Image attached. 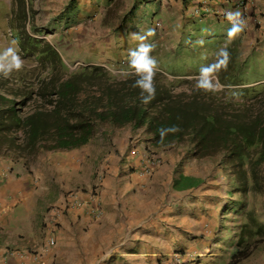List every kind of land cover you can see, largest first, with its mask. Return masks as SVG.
Instances as JSON below:
<instances>
[{"label":"rangeland","instance_id":"obj_1","mask_svg":"<svg viewBox=\"0 0 264 264\" xmlns=\"http://www.w3.org/2000/svg\"><path fill=\"white\" fill-rule=\"evenodd\" d=\"M72 1L0 0V53L9 47L14 48L24 62L21 70L13 71L7 78L0 74V91L10 94L22 116L41 104L38 101L41 80L48 78V81L52 72L51 63L41 62L36 54H26L21 50L19 39L23 37L40 40L43 46L49 44L53 47L66 63L68 68L64 70L68 74L81 66H100L113 80H123L135 75L129 66V51L136 49L141 42L133 39L132 34H144L148 29H154L155 34L144 41L152 45L150 56L157 61L154 76L159 74L166 81L189 80L196 85L202 79V69L209 64L211 67L219 64L220 58L238 45L240 50L234 51H241L243 57L253 53L256 59L254 63L250 62L257 66L250 71V81L264 78V12L258 9L255 13L256 0L248 11L250 14L242 19L245 22L243 31L236 36L229 38V8L220 4L221 11L226 12L221 14V20L225 18L226 21H209L208 30L203 34L206 22L197 23L192 27L193 36L189 39L186 38V29L183 32L180 24L181 16L192 14V10L186 12L184 1L75 0L79 11L69 14L67 8ZM255 14L257 20H254ZM261 16L262 21H259ZM221 26L227 31L221 33ZM30 50L38 53L37 49ZM214 72L210 73L211 80ZM173 73L183 75L175 76ZM188 86L183 85L184 88ZM53 90L46 85L44 91ZM146 134L143 129H134L130 125L102 124L97 127L93 140L84 147L44 151L28 160L16 149H8L5 147L8 145L0 142L3 161L24 164L46 184L55 182L53 160L58 164L85 165L97 155L98 158L93 159L96 165L93 179H97L96 183L100 181L101 185L103 179L109 177V185L112 186L107 194V201L112 206L108 211L110 215L103 221L104 228L80 223L84 210L88 209L90 214L87 205L69 211L62 205V201L72 193L79 192L86 199L92 187L88 190L72 179L73 182L66 183L69 188L62 187L61 203L59 194L53 199L45 191L37 201L39 208L36 206L32 218L28 213V227H33L30 253L37 254L40 246L54 238L56 246L50 264H166L168 258L177 252L185 255L181 264L229 263L237 248L241 226L246 223L245 215L252 210L264 222V181L259 178L256 187L252 184L245 186L223 163L221 155L206 158L190 156L189 152L194 147L188 144L157 148ZM134 148H139L142 155L154 150L161 160L160 166L168 165L156 186L151 188L144 184L134 189L132 184L123 188L115 183L119 181H114V176L106 169L113 165V154L130 160L134 157L131 153ZM138 163H133L136 165L130 173L134 175H129L137 181L145 177L140 174ZM260 174L264 175V165ZM183 175L196 180V187L190 192H179L181 189L169 185L168 180ZM132 195L140 196L136 209L129 207L128 200L122 201V198ZM98 203L99 199H95L94 205ZM102 214L101 208L99 217L90 215L97 220ZM63 215L69 225L58 220ZM72 216L79 218L75 220ZM56 219L57 229L48 235L47 226L50 227L49 224ZM59 233L62 237L58 243L56 236ZM240 264H264V243Z\"/></svg>","mask_w":264,"mask_h":264},{"label":"trees","instance_id":"obj_2","mask_svg":"<svg viewBox=\"0 0 264 264\" xmlns=\"http://www.w3.org/2000/svg\"><path fill=\"white\" fill-rule=\"evenodd\" d=\"M77 7L78 3L73 0L67 11L76 13ZM236 11L241 13L232 4L231 12ZM215 17L214 11L212 17L183 15L181 29L183 32L186 29L189 39L193 36L192 27L206 22L203 34ZM224 21L225 18L221 20ZM224 31L227 30L221 26V33ZM19 43L23 52L34 53L39 61H47L52 66L49 80H41L38 92L41 104L24 116L10 94L0 91V142L8 145L5 146L8 149H16L25 160L44 151L81 148L93 140L99 125H130L143 129L157 148L188 144L194 147L190 156L221 155L223 163L245 186L256 187L259 178L264 181V175L260 174L264 165V78L249 79L250 71L257 67L251 64L256 61L253 53L243 57L241 51L233 50L239 49L238 45L230 48L227 65L214 69L216 77L211 81L215 90L201 89L189 80L166 81L158 74L153 77L154 96L144 103L141 89L134 87L139 78L136 75L113 80L100 66H81L68 74L64 70L68 68L66 63L49 44L43 46L40 40L24 37ZM30 48L37 49L38 53ZM209 67L211 64L206 68ZM184 84L189 86L184 88ZM46 85L54 90L44 91ZM172 126L179 130L169 132ZM195 182L194 178L181 176L174 181V187L191 189L196 187ZM245 218L236 251L228 264L242 263L264 243V222L252 210Z\"/></svg>","mask_w":264,"mask_h":264},{"label":"crops","instance_id":"obj_3","mask_svg":"<svg viewBox=\"0 0 264 264\" xmlns=\"http://www.w3.org/2000/svg\"><path fill=\"white\" fill-rule=\"evenodd\" d=\"M181 1H184L186 6L189 7V12L193 8L197 7L198 3L200 2H206L210 7L218 4L217 0H180V2ZM227 1L228 0H221V4L227 5L230 9L233 3L228 4ZM232 1L237 2L239 0ZM256 6L257 7L255 13L258 12V9H260V11L263 10L264 12V0H256ZM219 8L221 10V7ZM249 14L250 12L248 13V15ZM262 18L263 17L261 16L259 21H262ZM254 20H257L256 14L254 15ZM123 143H127V141ZM139 151L140 150H137L138 153ZM94 158L97 159L98 156H92L91 162H87V164L85 165L76 163L68 165V163L66 162L64 164H58L56 160H53V163H51V165L53 166L52 173L55 182L46 184L43 178L41 179L38 174H35L31 169L25 167L24 164H12L9 162H5L0 157V264H50L51 261H53V249L56 244L51 247L47 242L45 246H40L38 248L39 252L37 254H32L29 252V248L31 247L30 242H32V239L30 238L32 233L31 228L33 229V227H28V224H30L28 222V213L31 214L32 218V213L33 211H35L36 206H38L39 208L37 201L42 198L41 196L43 193H45V191H47L46 195L52 197L53 199L56 198L57 194H59V200L62 198L59 202L61 203V201L63 200L62 187L69 188V184H66L68 182L74 181L76 183H79L80 185L86 186L88 190L90 187H98V204L102 208L103 214L101 218L94 220L93 217L88 213V209L84 210L80 216V223L87 222V224L90 226L101 228L105 227V223L103 221L110 215L108 211H111L112 206L107 201V194L111 192L112 186L109 185V177L103 179V183H101V185L100 181L96 183L97 179H93L96 169L95 162H93ZM137 160L138 158H136L134 162L137 163ZM134 162H131L129 164L128 159L126 161H122L119 155L113 154V158L111 160V163H113V165L106 169H108L110 175L114 176V181H119H116L115 183H119L123 188H126L133 184L134 189H139L138 186L141 187L144 184H147V186L149 184L151 188L156 186L160 181L162 173L167 169L166 167H168V165L165 163L157 167L153 174L146 176L143 179H138L137 181L135 178L133 179L132 177H129V175H134V173H130V171L133 169V166L136 165L133 164ZM62 169H64V171ZM100 173L101 172H99L98 175ZM119 176L121 177L119 178ZM183 176L189 177L186 175ZM62 178L65 180L60 181ZM178 179L179 178H171L170 181L168 180L169 185L172 184V186L174 187V181ZM52 183L57 186L55 187L54 185H52ZM92 188L89 190V193L91 192ZM194 188H181L179 192H190ZM121 195L124 196L123 193ZM124 199L128 200V202L130 203L129 207L133 206L134 209H136L140 204L139 195H132L130 197L122 198V201ZM192 204L193 201L191 202V205ZM72 213L75 214V216H78L76 212ZM73 218L75 220H78L79 217ZM60 219L63 221V223L67 222V218L64 215L61 216L58 220ZM58 220L56 219L54 222L49 224L50 227L47 226L48 235L53 234L57 229L56 225L58 223ZM71 221L72 220L70 219L69 223H71ZM61 233H63V231H61ZM60 237L62 236L59 233L58 236H56V238L58 239V243L60 242Z\"/></svg>","mask_w":264,"mask_h":264},{"label":"clouds","instance_id":"obj_4","mask_svg":"<svg viewBox=\"0 0 264 264\" xmlns=\"http://www.w3.org/2000/svg\"><path fill=\"white\" fill-rule=\"evenodd\" d=\"M217 1H218V4L213 5V7L212 6L210 7L208 5V3H206V2L198 3L197 7L192 9L191 15L197 16L199 14H205L206 17H212L213 11H214L217 14V17H215L213 22H216L217 20H220V22H221V14L224 15L226 12H224V10L221 11L219 8V5L221 4V0H217ZM230 3L236 4L237 8L239 10H241V13L239 11L231 12V8L228 10L227 17H228L229 23L232 26V28L229 30L228 35H229V38H232V37L236 36L238 33H240L241 31H243V28L245 26V22L242 19L245 17V15L248 14V11H250L252 9V6L254 5V0H239L237 2H233L231 0ZM154 34H155L154 29H148L144 34H139V35L138 34H132V38L139 40L141 43L139 44V46L136 49H132L129 51L130 69L132 70V73H134L136 76L139 77L135 81L134 87H138L141 89V96H142V100L144 103H148L153 98L154 93H155V88H154V84H153V77L155 74L154 70L156 69L157 61L150 56V53L152 51V45L144 43V41H146L148 39V37L153 36ZM253 45H255V44H253ZM23 63H24L23 60L16 53L15 49L9 47L3 53H0V74H2L4 77L7 78L13 71L21 70L23 67ZM220 65H224V66L227 65V54L225 56V60L222 61L221 64H217V65H214L212 67L202 69V79L198 82L197 87L204 89V90H215V86L212 84V81L210 79V73L215 68H218ZM216 87L221 88V86H217V85H216ZM144 93H147V95H144ZM178 130L179 129L175 126L168 128V131L173 132V133L178 131ZM146 136L149 139L150 136L147 134H146ZM161 137H163V136H161ZM147 148H150V147H147ZM137 150H139V148H134L131 151L132 156H134V157L130 158V160L128 158H123L122 160L126 161L128 159V163L130 164V161H133L135 158H138L137 161H139L142 157H144V155L155 153L154 150H153V152L150 150V152L148 154L142 155L143 153L141 151H139V153H138ZM134 151H136V154H133ZM134 168H135V166H133V169ZM95 191L97 192L95 199H98L99 191H98V187L95 186L94 189L91 190V192L89 193V195L86 197L85 200L89 199L91 194ZM77 193H79V192H77ZM81 197H83V196H81ZM84 198L85 197H83V199ZM69 199H70V196L68 198H66V200H64L62 203L64 210L66 208H68V211L74 210V209H71V208L66 206L67 201H69ZM85 206H83V207L85 208ZM87 206L89 208L90 214L92 213L94 216H96V215L93 213L92 210L96 206L99 209V215H97V216L98 217L100 216L101 207L99 205H94V202H93V204L90 203V204H87ZM63 207H62V209H63ZM175 256L180 257V263L179 264H181L182 261H185V255H183L181 252H177V253H174L170 258H168V261L166 264H169V262Z\"/></svg>","mask_w":264,"mask_h":264},{"label":"built area","instance_id":"obj_5","mask_svg":"<svg viewBox=\"0 0 264 264\" xmlns=\"http://www.w3.org/2000/svg\"><path fill=\"white\" fill-rule=\"evenodd\" d=\"M133 154H136V151L133 152ZM161 160L157 154H148L142 157L139 160V171L142 176H148L154 172V170L160 165ZM96 191L93 192L90 196L89 199L85 200L83 197L80 196L79 193H72L70 195L69 201H67L66 206L71 208V209H76L79 207H83L87 204H93L95 197H96ZM93 213L97 216L99 215V209L95 206L94 209L92 210ZM56 244V241L54 238L49 239L48 245L49 246H54ZM180 263V257L175 256L169 264H179ZM6 264V263H5Z\"/></svg>","mask_w":264,"mask_h":264}]
</instances>
